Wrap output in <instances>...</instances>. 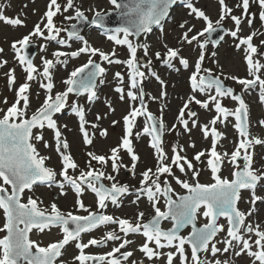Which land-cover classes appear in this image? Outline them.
<instances>
[{
	"label": "snow or ice",
	"instance_id": "snow-or-ice-1",
	"mask_svg": "<svg viewBox=\"0 0 264 264\" xmlns=\"http://www.w3.org/2000/svg\"><path fill=\"white\" fill-rule=\"evenodd\" d=\"M217 2L219 16L213 21L205 10L197 6L196 0H109L121 18L118 25L111 28L107 24L109 12L89 9L93 12L89 20L85 11L75 5V0H66L63 5L58 0H49L47 10L33 29L10 43L13 52L11 62L3 57L5 50L0 47V69H8L3 76L9 91L14 93L13 102L6 108L0 107V210L5 218L0 225V233H3L0 235V264H67L63 252L70 243L78 250V254L72 257V264H235L234 258L241 256L251 258V264H264V221L258 222L253 218L260 215L258 203L264 205V195L257 194L258 190H264V165L257 167L254 160L255 147H264V138L251 133L250 105L245 99L247 94L258 90V102L264 105V39H261L264 31L252 30L248 35L242 34V26L246 23L251 29L257 15L264 24V0H238L231 6L227 0ZM178 3L187 9L191 19L177 23L181 32L176 38V45L170 46L163 38L164 26L171 18L170 10ZM253 5L258 8V13L251 11ZM5 7L0 3V21L13 27L25 26V18L20 14L6 16ZM69 10H73L74 15H65ZM236 10L240 11L239 15L235 14ZM58 15L76 23L70 27L58 26L54 21ZM229 19L234 25L232 29L224 27ZM193 20L202 21L204 26L197 29ZM81 22L102 30L116 46L126 47L127 59H116L115 48L106 52L92 46L80 34L77 25ZM154 26L161 32L163 51L152 52V45L147 40ZM221 31L222 35L212 38L213 34ZM62 32L66 33L67 40L60 38ZM225 36L230 37L234 48L242 53L247 76L226 73L217 59V51L209 53V45L218 49ZM33 37L69 47L68 41L75 38L81 46L71 52L57 49L52 59L42 57L41 70L28 51ZM141 37L144 39L141 40ZM256 40H259L258 44ZM47 46L42 44L41 51H46ZM185 46L195 52L194 60L182 55ZM140 51L142 56L138 55ZM82 54L88 56L87 62L74 68L62 81L63 91L54 92L57 64L66 66L67 58ZM153 56L177 73L181 67L191 69L188 75L190 94L184 99L175 117L176 122L170 127L164 119L168 82L155 70ZM209 59L216 65L215 69L205 67ZM10 63L19 66L25 74L24 81L18 86L16 67H10ZM105 63L126 66L129 88L125 89L124 75L117 71L114 74L118 81L115 92L120 101L128 98L133 103L122 117L124 134L119 143L111 147L107 154L88 151L81 168L64 136L67 124H58L55 116L62 114L66 108L70 109L71 114L77 117L87 146L94 144L97 135V132H90L89 127L97 129L102 138L108 136V129L100 125L104 116L97 114L95 122L89 121L84 105L78 100L69 104L70 95L86 97L89 104L99 99L98 87L105 84L108 72V68L103 66ZM177 63L181 67H177ZM152 79L160 85L159 95L144 92V81ZM34 81L45 96L39 107L30 111V90ZM226 81L239 85L240 91ZM145 95L152 101L162 102L159 116L148 110ZM201 96L204 98H199ZM136 101H139L138 106ZM226 101L234 107H229ZM2 103L8 105V98L4 97ZM193 105L215 114L207 123H201ZM107 108L108 112H115L111 101H107ZM140 117H144L146 123L142 131L134 132ZM230 118H234L232 127L238 133V141H234L231 152L218 151V145L227 136L217 125L227 127ZM119 123L112 120V125ZM256 123L264 128V119H258ZM46 129L53 133L52 144L45 139ZM197 129L204 140H211L209 148L195 151L196 143L191 140V135ZM166 133L177 136L187 134L189 142L187 146L179 141L172 144L169 155L165 146ZM142 135L150 137L149 146L153 149L155 166L140 172L139 186L131 187L118 179L121 168H129V165L123 164L122 153L130 159V170L135 176L141 157L133 141ZM38 144H43L46 149L53 148L59 157V171L48 166L46 162L51 157L42 155ZM187 148L194 150L191 158ZM94 162L99 167H94ZM225 165L231 168V178L222 174ZM109 166L111 171L107 170ZM205 170L211 174V183L200 182L199 178ZM173 182L185 190V194L177 193ZM37 186L56 187L62 196H66L71 189L76 196L74 210L63 211L55 202L47 208L41 207L43 201L34 198ZM26 191L33 195H28L25 202ZM85 192L95 196V209L86 205L83 199ZM243 192L250 193L247 200ZM133 194V204L138 205L141 198L147 199L152 210L149 218L145 219L146 213L142 210H138L134 218L106 214L109 204L120 208L124 198ZM241 203L248 204L246 210L240 208ZM81 211L86 215L77 214ZM201 217L206 223L199 225ZM222 218L225 223H220ZM165 221L171 227H162ZM54 227L59 228L62 234L57 241L41 246L30 238L33 230L44 233ZM101 227L109 230L100 238L93 236L86 242L82 239V234ZM189 227L191 230L183 235L182 230ZM130 236L144 238L137 249L144 259L134 258L136 250L130 248L134 243ZM109 242L114 244L110 251L98 254L86 252L92 247L107 246Z\"/></svg>",
	"mask_w": 264,
	"mask_h": 264
},
{
	"label": "rangeland",
	"instance_id": "rangeland-1",
	"mask_svg": "<svg viewBox=\"0 0 264 264\" xmlns=\"http://www.w3.org/2000/svg\"><path fill=\"white\" fill-rule=\"evenodd\" d=\"M49 0H0V3H3L6 5L4 9V14L9 17H15L16 15L20 14L22 18H25V26L23 27H13L11 25H8L2 21H0V47L4 48L3 57L8 59L10 62L12 61L13 52L10 48V43L17 38L22 37L23 35L28 34L34 27V25L41 19L44 12L47 10V4ZM62 5L66 3V0H58ZM229 5H234L238 2V0H227ZM196 4L198 7H201L203 10H205L206 14L210 16L213 21L218 19L219 16V5L217 0H196ZM27 5V7H24ZM75 5L77 7H80L82 10L85 11V14L88 15L89 19L92 18L93 12L89 11V9L92 10H103L106 12H109L113 10V6L109 3V0H75ZM252 12L258 13V8L253 5L251 8ZM236 15L240 14L239 10L235 11ZM65 15H74L73 10H69L68 13H65ZM170 20L165 23L164 26V36L163 38L166 40V42L170 46L176 45V38L179 36L181 30L177 27V23L184 20V19H191L187 15V9L181 4L177 6L173 13L170 16ZM55 23H57L58 26L62 27H70L71 24L75 23L76 21H66L64 19V15H58L54 18ZM196 24L197 29H200L204 26L202 21H192ZM224 26L228 29L234 28V25L232 21L226 20L224 23ZM243 35H248L250 31L252 30H260L264 31V24L261 23V21L258 18L254 20V23L252 25V28L250 29L247 24L245 23L243 26ZM88 33L87 35H83L84 33ZM82 36L85 37L89 41V43L94 47H99L102 50L106 52H111L113 48H115L117 56L116 59L119 60H125L128 57V51L126 47L123 46H116L113 41L109 40L107 36L104 33H100V30L97 28H88L86 31H83L81 33ZM60 38L68 39L66 33H61ZM160 38H161V32L159 28L153 30L152 33L148 34L147 40L151 43L152 49L151 51H163V48L160 44ZM144 37H141V40H143ZM261 39H264V37H261ZM33 43L36 44L37 52L34 56V63L41 67V58L46 57L49 59H52L53 52H55L57 49L61 51L71 52L76 50L81 46V42L75 40V38L68 41L70 44V47L65 45L61 46L57 44L56 42H48L43 40L42 38L33 37ZM256 43H259V40H256ZM42 44H47L46 51H41L40 46ZM212 50L217 51V59L219 60L220 64L224 66V71L226 73H231L238 75L240 77L247 76L246 71V65L243 60V55L241 52H238L234 46H233V40L226 36L225 40L221 43L218 49H213L211 45H209V53ZM139 56H142V51L138 52ZM182 55L188 56L190 60L195 59V52L192 48L185 46V50L182 53ZM153 59V64L155 66V70L161 75L163 79H165L168 82V97L166 100L167 107L164 110V119L166 124L170 127L173 123H175V117L180 109V107L183 104L184 99L187 98V96L190 94V87L188 83V75L191 69L184 70L178 63L177 67H181V71L179 73L167 68L166 66H163L159 61L155 59V57H151ZM65 59V58H61ZM88 59L87 55L82 54L79 57L76 58H67V64L66 66L64 64H57L55 70H54V82H55V91H63L64 85L62 81L67 78V76L70 74L74 68L81 66L83 63H86ZM95 59L99 60L98 57ZM10 67H16V75L18 77L17 79V86L19 83H22L24 81L25 74L21 70L19 66H16L14 63H10ZM104 67L108 68L107 76H106V82L103 85H100L98 87V95L99 99L96 100L94 103H87L86 97H79L77 98L74 95L69 96V104H71L74 100H78V102L86 108V118L89 121L95 122V117L97 114H100L104 116L105 118L100 122V125L102 128L108 129V136L106 138H102L98 135L97 129H92L89 127L90 132H97V135L94 139V144L92 146L85 145L82 133L79 130L78 120L77 117L73 114H71L70 109L66 108L62 114H57L55 116V119H57L58 124L64 125L67 124V129L64 130V136L67 138L68 143L70 145V151L71 154L74 156V158L77 160V162L80 164L81 168L84 167L85 161L87 159L86 153L88 151H95L97 154H107L108 150L119 143L120 137L124 134V124L122 121V117L127 114V111L129 110L131 102L128 98H126L124 101H120L118 94L115 92V88L118 86V81L114 78V74L119 71L124 75V87L127 90L129 88V79H128V69L123 64H104ZM205 67H211L215 69L216 65H214L211 60H207L205 63ZM8 69H0V107L6 108L9 106L13 100H14V93L12 91H9L6 79L3 76V73L6 72ZM42 70V67H41ZM226 83L236 88L237 91H240V86L237 84H234L232 81H226ZM144 92L146 94L151 95H159L160 92V85L155 80L152 79L151 81L145 80L144 81ZM31 109L30 111H34L39 105L42 103L45 93L42 89L39 88V84L37 82H32L31 87ZM37 93H39V96L37 97ZM7 97L9 104L5 105L2 103L3 98ZM203 99L204 97H199ZM145 103L147 104L148 110L156 114L157 116L160 115V106L161 101H152L148 99V96L145 95ZM246 101L250 105V123H251V133L253 136H259L261 138H264V128H261L257 125L258 119H264V105L260 104L258 102V90L253 91L250 94H247L245 96ZM107 101H111L112 107L115 109V112H108L107 108ZM135 104L138 106L139 101H136ZM226 104L229 107H234V105L226 101ZM193 108L198 112L200 122L201 123H207L208 120L211 119L212 115L215 113H209L201 108L199 106L193 105ZM112 120L120 121L118 125H112ZM230 123H228L227 127L224 125H217V127L225 132L227 139H224L220 145H218V151L227 150L231 152L234 148V141H238V133L237 131L232 127V124L235 122L234 118H230ZM146 121L144 117H140L137 119L136 122V128L135 131H142ZM45 139L48 140L50 144L53 143V133L51 130H45ZM149 140L150 137L148 135H142L138 140L134 138V146L136 148V151L139 153L141 157V162L138 164L135 176L133 174L127 173V170L130 169L131 161L128 158L126 154H123V164L129 165V168L122 167L118 176V179L122 183H128L131 187H138L139 186V180H140V172H142L146 167H154L155 166V160L153 159V149L149 146ZM191 140H194L196 143V149L195 151H199L204 148H209L211 144V140H204L201 136L200 131L194 130L191 135ZM177 141L179 143L184 144L187 146V143L189 142V137L187 134L177 136L175 133H166L165 134V146L166 150L169 152V155H171L170 146L172 144H175ZM39 151L42 155L50 156L51 159L47 161L46 163L50 167H54L57 171L60 169V162L59 157L53 150V148H44L43 144L37 145ZM187 154L189 158L192 157L194 154V150L191 148H187ZM255 166L259 167L261 165H264V147H261L257 145L255 147ZM94 167H99L98 165L93 164ZM108 171H111V168L107 169ZM231 168L228 165H225L223 170V175L228 176L231 178ZM78 174V173H77ZM177 175H180L177 172ZM200 182L201 183H211V174L207 170L203 171L200 176ZM105 183H108L105 181ZM173 187L175 188V191L179 194L185 193V190H183L179 185L175 184L173 182ZM258 195H264V190H258ZM28 195H33L32 193H29L26 191L25 193V202ZM243 196L245 200H247L250 196V193L243 192ZM34 198H38L39 200L43 201V204L41 207L47 208L51 203L55 202L63 211L68 210H74L73 206L75 203L76 196L74 192L69 189L68 194L66 196H62L59 194V189L56 187H47V186H37L35 188V194ZM83 199L86 203V205H90L93 209L96 207V198L91 192H85ZM135 200V195H130L126 199L123 200V206L120 208H116L113 205L109 204L108 208L105 210L106 214H111L114 216H121V217H133L135 216V213L138 210L145 211L146 216L145 219L149 218V216L152 214V210L150 207L149 202L146 198H141V200L137 204H133L132 201ZM161 208H163V200H161L160 204ZM240 208L242 210H246L248 207L247 203H241ZM258 207L261 209L259 217H253L254 219H257L258 222L264 221V205H260L258 203ZM77 214L80 215H86L84 212H79ZM4 214L3 211L0 210V225L4 222ZM206 223V220H204L202 217L198 221L199 225H202ZM220 223H225V220L222 218ZM115 227V226H110ZM162 227L169 228L171 227V224L167 221H165L162 224ZM109 230V228L101 227L91 233H84L82 234V239L86 242L88 239L92 238L93 236L96 238H100L103 236L106 231ZM190 227L187 229H184L182 231L183 235H187V233L190 231ZM0 235H3V233H0ZM30 238L37 241L41 244V246H46L47 244L57 241L62 238V234L59 228L54 227L51 231H45L44 233H39L37 231H33L30 235ZM130 239L134 241V243L130 246L132 250L135 251L134 258L137 260L144 259L142 253H140L137 249L139 248L140 244L143 242L142 236H130ZM113 242H109L107 246L102 247H92L86 252H91L94 254L103 253L111 250V247H113ZM219 247H222V245H218ZM190 253V249H188ZM78 254V250L75 248V245L73 243H70L68 246H66V249L63 252V259L67 262V264H72V257L74 255ZM223 258V257H221ZM209 259L211 257L209 256ZM235 264H251V258L247 256H241L239 258H234Z\"/></svg>",
	"mask_w": 264,
	"mask_h": 264
},
{
	"label": "water",
	"instance_id": "water-1",
	"mask_svg": "<svg viewBox=\"0 0 264 264\" xmlns=\"http://www.w3.org/2000/svg\"><path fill=\"white\" fill-rule=\"evenodd\" d=\"M182 3H178L177 5H174L173 7H172V9L170 10V15L173 13V11H174V9L177 7V6H179V5H181ZM109 13H110V16L108 17V19H107V24H108V26L109 27H111V28H114V27H116L117 25H118V23L120 22V16H119V13H118V11H114V10H111V11H109ZM89 20H91V19H89ZM76 23V22H75ZM77 27H78V29L80 30V34L83 32V31H85L86 29H88V28H90V29H92V28H95L93 25H91L90 23H87V22H81L80 24H78L77 25ZM225 27V26H224ZM157 28V26H154V28H153V30L154 29H156ZM226 28V27H225ZM100 30V29H99ZM223 34V32L221 31V32H218L217 34H213V39H216V38H218V35H222ZM226 37V36H225ZM29 55L31 56V57H34L35 56V54H36V52H37V48H36V44L35 43H32V45H31V47L29 48ZM194 110H195V108H194ZM127 173H129V174H131L132 172H131V170L129 169V170H127Z\"/></svg>",
	"mask_w": 264,
	"mask_h": 264
},
{
	"label": "trees",
	"instance_id": "trees-1",
	"mask_svg": "<svg viewBox=\"0 0 264 264\" xmlns=\"http://www.w3.org/2000/svg\"><path fill=\"white\" fill-rule=\"evenodd\" d=\"M84 34L87 35L88 33L85 32Z\"/></svg>",
	"mask_w": 264,
	"mask_h": 264
},
{
	"label": "flooded vegetation",
	"instance_id": "flooded-vegetation-1",
	"mask_svg": "<svg viewBox=\"0 0 264 264\" xmlns=\"http://www.w3.org/2000/svg\"><path fill=\"white\" fill-rule=\"evenodd\" d=\"M126 198H127V197H126ZM126 198H125V199H126Z\"/></svg>",
	"mask_w": 264,
	"mask_h": 264
}]
</instances>
